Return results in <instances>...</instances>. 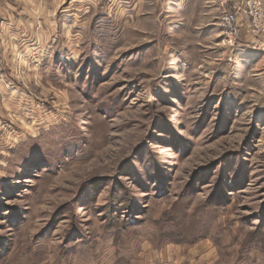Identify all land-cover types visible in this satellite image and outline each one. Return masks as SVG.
Wrapping results in <instances>:
<instances>
[{"label":"rangeland","instance_id":"1","mask_svg":"<svg viewBox=\"0 0 264 264\" xmlns=\"http://www.w3.org/2000/svg\"><path fill=\"white\" fill-rule=\"evenodd\" d=\"M223 11L0 0V264L264 260V39Z\"/></svg>","mask_w":264,"mask_h":264},{"label":"built area","instance_id":"2","mask_svg":"<svg viewBox=\"0 0 264 264\" xmlns=\"http://www.w3.org/2000/svg\"><path fill=\"white\" fill-rule=\"evenodd\" d=\"M224 11L221 25L226 39L243 33L250 39H264V9L261 0H221Z\"/></svg>","mask_w":264,"mask_h":264},{"label":"crops","instance_id":"3","mask_svg":"<svg viewBox=\"0 0 264 264\" xmlns=\"http://www.w3.org/2000/svg\"><path fill=\"white\" fill-rule=\"evenodd\" d=\"M203 255H197L194 257H181L179 255H163L158 256V253H149L144 261L138 262V264H223L218 259H215V248L213 245H208ZM198 257V258H197ZM252 264H264V260H258Z\"/></svg>","mask_w":264,"mask_h":264}]
</instances>
